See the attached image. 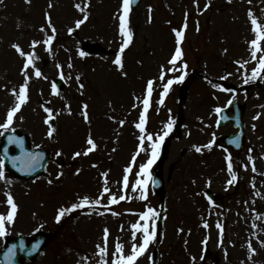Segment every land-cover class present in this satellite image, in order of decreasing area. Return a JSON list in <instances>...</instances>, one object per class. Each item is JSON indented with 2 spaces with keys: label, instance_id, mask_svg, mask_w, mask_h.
<instances>
[{
  "label": "rangeland",
  "instance_id": "rangeland-1",
  "mask_svg": "<svg viewBox=\"0 0 264 264\" xmlns=\"http://www.w3.org/2000/svg\"><path fill=\"white\" fill-rule=\"evenodd\" d=\"M77 3L84 12L75 7ZM250 9L264 25V0H142L130 9L131 42L121 52L126 38L119 31L122 0H0V125L16 102L12 90L18 93L25 83L26 57L13 45L34 53L33 66L26 70L28 98L9 128H0V135L20 129L30 134L34 146L48 148L53 155L61 153L66 159L63 167L50 161L44 176L26 181L2 167L0 157V213L9 209V193L17 205L14 222L7 224L8 234L0 237V249L9 236L39 230L52 233L54 239L34 264H101L102 259L111 264L117 242L124 245L125 253L130 252L131 225L145 223L139 216L143 210L135 213L142 206L138 202L148 201L157 212L160 200L150 188L152 169L150 176L137 175L151 154L147 139L145 150H139L142 133L136 124L144 112L143 90L153 76L154 138L158 140L165 131L164 139L171 136L164 164L167 200L164 225L136 264H150L155 247L158 264H264V77L250 81L257 85L235 96L248 105L242 152L222 150L216 138L232 128L215 125L217 109L234 95L221 84L243 83L257 64L250 55L249 42L254 38ZM188 12L186 21L190 22L184 28L181 22ZM85 15L88 18L77 27L76 21ZM173 27L184 31L181 48L185 56L175 65L170 64L177 46ZM49 36L53 39L45 44ZM33 41H37L35 47ZM117 55L122 67L115 64ZM244 61L243 67L237 63ZM35 68L41 70L40 77L35 76ZM182 74L184 80H177L173 89L171 85L160 103L158 90L168 76ZM58 76L64 78L65 86L54 92ZM45 108L52 109L53 125L45 123L49 118ZM169 121L170 130L166 128ZM50 127L54 129L51 136ZM143 134L147 135L146 130ZM89 135L96 149L88 156H76L89 147ZM228 157L237 177L231 184ZM129 165L128 176H134L129 183L147 181L146 199L140 198L138 189L123 187ZM105 186L111 193L122 189L127 198L110 207L109 193L100 195ZM207 189L217 196L214 203L206 199ZM85 196L90 201L100 198L101 203L72 210L56 221L61 208H70ZM105 228L109 230L108 254L102 258L97 245L104 244ZM205 241L211 253L202 259ZM140 242L142 235L137 233L136 243Z\"/></svg>",
  "mask_w": 264,
  "mask_h": 264
},
{
  "label": "snow or ice",
  "instance_id": "snow-or-ice-1",
  "mask_svg": "<svg viewBox=\"0 0 264 264\" xmlns=\"http://www.w3.org/2000/svg\"><path fill=\"white\" fill-rule=\"evenodd\" d=\"M133 2H134V0H122L123 12L119 17V21H120L119 31H120L121 35L126 37V38L123 40V43L121 45V48H120L121 52H123L124 49L131 42L132 33L128 29V17H129V13H130V7H131ZM229 2H230V0H229ZM249 3H251V0H249ZM208 6H209V4H205V8H207ZM75 7L78 10H80L81 12H84V8L81 6V4L77 3L75 5ZM248 15L250 17V22L252 25V31L254 33V38L249 42L250 43V49H251L250 55H251V58L253 60L257 61V64L254 68H252L251 75L247 76L244 79V83H246V84L249 83L250 81H254L258 78H261L262 74H264V47H262V42H264V25H262L259 22L258 18L253 14L251 9L249 10ZM87 18H88L87 15H85L83 19L77 20L76 26L79 27L81 24L84 23V21ZM48 22H49V24H51L50 18H49ZM186 27H187V24L185 23L184 28H186ZM69 31H71V29ZM52 32L53 33L55 32L54 27L52 28ZM173 32L175 33V36H176V45L177 46L175 48V53L171 57L170 64L175 65L177 63V61L180 60L181 57L183 56V51H182V48L180 47V45H181V42L184 38V31L178 30V29H173ZM52 39H53V37L49 36L44 41V43L50 44ZM36 43H37V41H33L32 46L35 47ZM13 47L16 49V51L22 57H26V61L24 63L23 69H22V71L25 72V83L19 86L18 93H17L16 89L12 90V93L16 97V102L8 110L6 122L4 124L0 125V128H4V129L9 128V126L12 124L14 115L19 111V109L21 108V105L23 103H25L27 98H28L27 97L28 77H27L26 70L29 68V66H33V62H34V53L33 52L25 53L21 49V46L19 44H14ZM258 53H259V55H258ZM237 63H241V67H243L245 64H247V61L237 62ZM115 64L122 67V60H121L120 55H117V57L115 59ZM183 67L186 68L187 65L184 64ZM169 70L175 71V68H172ZM41 74H42L41 70L39 68H35V76L40 77ZM184 78L185 77L182 74V75L176 77V80L182 82L184 80ZM161 79H163V73H161ZM174 82H176V81L173 79H169L167 81V83L164 84V86H163L164 91H163V93H161L160 103H163V96L168 93L170 86ZM81 87H83V85H81ZM214 87H220V85H214ZM152 90H153V81L149 80L147 82V97H145V99L143 101L144 112L141 113L140 121H139V123L136 124V127L138 129H140V131L142 133L139 137V142H140L139 150L140 151L145 150L144 142L147 139L148 141L151 142V155L148 158L146 163L140 165V172L137 173L138 176H150L149 169L151 168L152 164L155 162L156 158L159 155L160 146L163 143L165 136L168 135V131H165L163 135L159 136L158 140H153V136L151 134H147V135L143 134L145 131V113L147 112L148 106H149L148 97L151 96ZM224 90L225 91H234L233 89H224ZM53 91L54 92L56 91L55 84L53 85ZM229 103H231V101H229ZM83 108H84V119L87 121V120H89V116L87 113L88 105L87 104L83 105ZM45 111L48 113L49 118H51L52 117V109L51 108H45ZM217 111H220V109H217ZM45 123H49V120L46 119ZM119 123L123 124L124 121H120ZM171 127H172V122L169 121L166 128L168 130H170ZM253 127H255V126H253ZM53 131H54V129L50 127L48 135L51 136ZM12 140H13V137H9V141L11 142ZM86 143L89 147H87L83 153H81V152L75 153L76 156L88 155L89 153L94 151L97 147V145H96L95 141L93 140V138L91 137V135L88 136ZM233 143H235L237 146H239L238 139L234 140ZM210 146L211 145H207L206 147H210ZM195 150L197 152H200L201 148L196 147ZM133 161H135V156H133ZM227 167H228L229 173L232 174V179L228 181V183L231 184L237 179L236 175L234 173H232L233 165L231 162V157H228ZM245 167H247V165H245ZM131 170H132L131 165L126 167L124 170L125 174L123 176V187L125 189H127L129 186L128 173H130ZM77 171H79V170H77ZM253 171H255L254 164H253ZM103 175L105 176V178L107 177V173H104ZM0 177H3L2 171H0ZM105 183H106V179H105ZM146 185H147L146 180L137 179L135 181V184L132 186L134 189H138L140 191V198L141 199H146V193H145ZM104 193H109V200H108L109 204H116V203H118V201H123L127 198L125 195H120L117 198L116 195L111 194L110 189L106 186L104 187L103 192L100 194L101 197L103 196ZM6 203L9 206L8 211L6 213H0V237H5L8 234L7 224L14 222V218H15L16 212H17V205L14 202L13 197L11 196L10 193L7 194ZM100 203H101L100 198H97L96 200L90 201L89 198L87 196H85V197L81 198L78 203L72 204L70 206V208H61L58 211L55 219L57 222H59L62 219V217H64L67 213L71 212L72 210L82 208L86 205H99ZM114 214L118 215V213H114ZM139 216H140V220L145 221V223H141L140 221H137L131 225V228H132V232H131L132 246H131L130 252L125 253L124 245L122 243L117 242L115 244V251H114V253L111 254L112 255L111 264H136L138 258L141 257L148 250L149 244L155 240V238H156V225H155V223H152L150 225L148 223V221H150V220L155 221L158 218L159 213H157L156 210L153 208H148L147 211L140 212ZM205 227H207V224H205ZM217 227H220V225L218 224ZM137 233H140L142 235V242H140L139 244L136 243ZM108 235H109V230L107 228H105L104 229V237H103L104 244H103V246L97 245L98 254L102 258L108 254V248H107ZM16 247L17 246L15 244H13L11 247H9L7 249L6 252H4V257H5L7 264H12V258L16 255ZM38 247H39V243L37 242V243L32 245L30 251L35 252ZM249 247H250L251 251H253V252L255 251V249L251 248V245H249ZM20 248L23 251V249H24V242L23 241H20ZM101 264H109V262L107 260L102 259Z\"/></svg>",
  "mask_w": 264,
  "mask_h": 264
},
{
  "label": "water",
  "instance_id": "water-1",
  "mask_svg": "<svg viewBox=\"0 0 264 264\" xmlns=\"http://www.w3.org/2000/svg\"><path fill=\"white\" fill-rule=\"evenodd\" d=\"M137 1L138 0H134L135 3H137ZM56 86L58 88H62V80H59ZM237 116L240 118L241 114H238ZM225 121L226 120H224L223 123ZM9 137H13V140L11 142L9 141ZM241 137L242 132H239V134L236 136L221 138V140L225 145L232 144L239 149L240 146H237L235 143H233V141L238 139V142L240 144ZM4 140L5 143L1 146L0 153L3 156L4 165H6L10 171L14 172L18 177L24 178H36L44 173L45 166L49 157V154L46 150H33L30 145L29 137L26 134H20L17 131L5 133ZM12 149H14L15 152L12 153ZM167 153L168 150L167 147H165L162 158L160 159L158 167L155 170V178L157 182L154 184V187L155 191L159 194H162V164L166 158ZM20 241L24 242L23 251L20 248ZM37 242L39 243V247L35 252H31L30 250L32 245ZM13 244H15L17 247L16 255L12 258V264H20L21 258L25 256L32 257L33 255L38 253L39 249H42V247H44L41 239L31 243L27 242L26 240L19 239L16 242H12L7 247V249ZM7 249L1 253V264H7L4 257V252H6Z\"/></svg>",
  "mask_w": 264,
  "mask_h": 264
}]
</instances>
